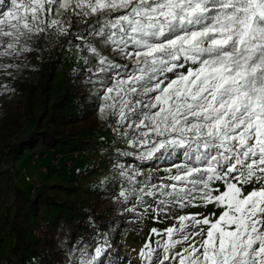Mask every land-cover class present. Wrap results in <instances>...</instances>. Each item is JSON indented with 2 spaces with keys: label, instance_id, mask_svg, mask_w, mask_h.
Segmentation results:
<instances>
[{
  "label": "snow or ice",
  "instance_id": "obj_1",
  "mask_svg": "<svg viewBox=\"0 0 264 264\" xmlns=\"http://www.w3.org/2000/svg\"><path fill=\"white\" fill-rule=\"evenodd\" d=\"M73 17L95 18L77 47L116 135L142 160L183 157L159 183L113 165L126 211L172 221L150 230L140 264H264V0H0V58L71 35ZM111 247L81 244L69 264H102Z\"/></svg>",
  "mask_w": 264,
  "mask_h": 264
},
{
  "label": "rangeland",
  "instance_id": "obj_2",
  "mask_svg": "<svg viewBox=\"0 0 264 264\" xmlns=\"http://www.w3.org/2000/svg\"><path fill=\"white\" fill-rule=\"evenodd\" d=\"M78 36L50 29L32 41V52L0 58L22 65L8 70L11 76L0 70V83L15 89L0 94V264H69L68 253L78 259L81 244L91 251L106 240L112 247L102 264H140L150 230L172 223L126 211L131 202L116 197L128 185L113 165L159 183L182 155L142 160L138 154L147 148L134 150L116 135L114 118L98 111L102 89L89 82L95 65L80 58Z\"/></svg>",
  "mask_w": 264,
  "mask_h": 264
},
{
  "label": "trees",
  "instance_id": "obj_3",
  "mask_svg": "<svg viewBox=\"0 0 264 264\" xmlns=\"http://www.w3.org/2000/svg\"><path fill=\"white\" fill-rule=\"evenodd\" d=\"M94 17L93 18H89V21L87 24H85L83 21L73 17L72 19V26L71 28H69V32L71 34L75 33L77 35H85L87 36L88 32L91 31V27L93 26V21H94ZM90 41V39H88ZM78 45H82L83 43H85V41H79L77 42ZM156 155H161V153L157 152Z\"/></svg>",
  "mask_w": 264,
  "mask_h": 264
},
{
  "label": "built area",
  "instance_id": "obj_4",
  "mask_svg": "<svg viewBox=\"0 0 264 264\" xmlns=\"http://www.w3.org/2000/svg\"><path fill=\"white\" fill-rule=\"evenodd\" d=\"M76 156H78V153L75 154ZM35 191V188H33V192Z\"/></svg>",
  "mask_w": 264,
  "mask_h": 264
}]
</instances>
